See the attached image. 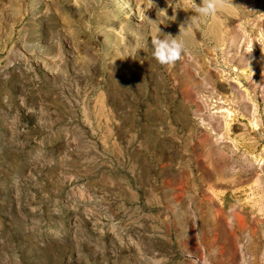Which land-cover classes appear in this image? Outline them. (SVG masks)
<instances>
[{
  "label": "rangeland",
  "instance_id": "rangeland-1",
  "mask_svg": "<svg viewBox=\"0 0 264 264\" xmlns=\"http://www.w3.org/2000/svg\"><path fill=\"white\" fill-rule=\"evenodd\" d=\"M153 3L0 0V264H264V0Z\"/></svg>",
  "mask_w": 264,
  "mask_h": 264
},
{
  "label": "clouds",
  "instance_id": "clouds-1",
  "mask_svg": "<svg viewBox=\"0 0 264 264\" xmlns=\"http://www.w3.org/2000/svg\"><path fill=\"white\" fill-rule=\"evenodd\" d=\"M224 0H201V4L196 5L193 0V8L199 16H210L217 12L218 6H222ZM149 5L153 6V0H149ZM162 14H167L166 10L159 11ZM183 32L187 31L184 25H181ZM180 31L179 35H183ZM178 35V36H179ZM153 58L162 66L174 65L181 60L183 55L187 54V49L184 40L177 39L170 33H163L158 27L157 36L152 39Z\"/></svg>",
  "mask_w": 264,
  "mask_h": 264
},
{
  "label": "bare ground",
  "instance_id": "bare-ground-1",
  "mask_svg": "<svg viewBox=\"0 0 264 264\" xmlns=\"http://www.w3.org/2000/svg\"><path fill=\"white\" fill-rule=\"evenodd\" d=\"M253 116H254V115H253ZM209 117H210V116H208V118H209ZM211 117H212V116H211ZM212 118L214 119V117H212ZM212 118H211V119H212ZM215 118H216V117H215ZM209 119H210V118H209ZM216 120H217V119H216ZM216 120H214V121L212 120L213 122H212V121H209L210 125H211V123L214 124V122H215ZM217 121H219V120H217ZM217 121H216V122H217ZM220 121H221V120H220ZM220 121H219V122H220ZM219 122H217V125H218ZM215 124H216V123H215ZM217 125H216V127H218ZM222 125H223V124H222ZM220 126H221V125H220ZM207 127H208V126H207ZM209 127H211V126H209ZM216 127H215V125H212V127H211V128H212V131L214 130L213 128H216ZM223 127H224V125H223ZM221 128H222V127H221ZM221 128H219L220 131H222ZM226 128H227V127H226ZM217 129H218V128H217ZM222 129H225V128H222ZM215 130H216V129H215ZM215 130H214V132H217V131H215ZM219 130H218V131H219ZM226 131H227V130H225V132H226ZM223 132H224V130H223L222 132H220V133L222 134ZM217 133H218V132H217ZM220 133H219V134H220ZM214 134H216V133H214ZM219 134H216V136H217V135L219 136V137H218V136L216 137V138H217V140H216L217 142H218V141H222L221 139H224V140L226 139V141H228L229 138H227L228 136L226 137V134H227V133L222 134V135H224V138H223L222 135H219ZM212 135H213V134H212ZM209 136H210V135H209ZM211 138H212V137H211ZM212 139L215 140L214 138H212ZM226 141H225V142H226ZM214 142H215V141H214ZM222 142H223V141H222ZM225 142H223V144H224ZM229 142H230V141H229ZM231 143H235V142H234V141H233V142L231 141ZM216 144H218V143H216ZM225 144H226V143H225ZM220 145H222V144H220ZM218 146H219V144H218ZM229 146H230V145L228 144V147H229ZM232 146H234V144H232ZM232 146H231V147H232ZM236 146H237V145H236ZM231 147H230V148H231ZM237 147H238V146H237ZM237 147H236V148H237ZM236 148H235V149H236ZM232 149H233V148H232ZM232 149H230V150H232ZM235 149H234V150H235ZM238 149H239V148H238ZM234 150H232V152H235L237 149H236L235 151H234ZM223 151H224V150H223ZM230 152H231V151H230ZM244 155H245V154H244ZM250 163H251V162H250ZM252 164H253V162H252ZM252 164H250V166H251ZM253 166H254V164H253ZM257 170H258V168H257ZM257 170H256V171H257ZM259 170H260V169H259ZM256 171H255V172H256ZM220 213H221V211H219V214H218V211H217V215H218V216L220 215ZM235 214L237 215L238 219H240V220H242V219L244 218V217H242V214H241V215H240L239 213L237 214V212H236ZM236 215H235V216H236ZM221 216H222V215H221ZM219 217H220V216H219ZM238 219H237V220H238ZM240 222H243V221H240ZM227 223H228V222H227ZM229 223H230V222H229ZM229 226H230V225H229Z\"/></svg>",
  "mask_w": 264,
  "mask_h": 264
}]
</instances>
